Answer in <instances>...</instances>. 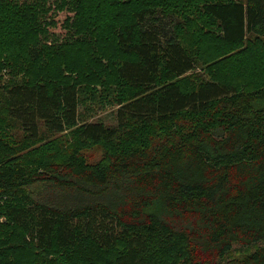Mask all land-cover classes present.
<instances>
[{
  "label": "trees",
  "instance_id": "16d2710c",
  "mask_svg": "<svg viewBox=\"0 0 264 264\" xmlns=\"http://www.w3.org/2000/svg\"><path fill=\"white\" fill-rule=\"evenodd\" d=\"M0 264H264V0H0Z\"/></svg>",
  "mask_w": 264,
  "mask_h": 264
},
{
  "label": "rangeland",
  "instance_id": "374dc122",
  "mask_svg": "<svg viewBox=\"0 0 264 264\" xmlns=\"http://www.w3.org/2000/svg\"><path fill=\"white\" fill-rule=\"evenodd\" d=\"M165 3V2H164ZM170 12L172 14V16L175 19V22H177L178 24V28L179 30H181L182 32L186 33V23H187V19L190 18V13H188V15L185 14L184 10L181 9H175L174 8V12L170 9ZM55 14V13H54ZM53 14V15H54ZM64 17L63 14L61 15H57L55 19H62ZM59 20V21H60ZM201 25L202 24V20H201ZM202 29V27L200 28ZM58 32V31H57ZM205 32H209V31H205ZM63 31L58 33V35H62ZM192 39H194L192 37ZM196 74H199L203 77V79H207L206 75L203 73V71L201 70V68H197V70L195 71ZM3 74V80H7L9 78L8 75H6V73H2ZM191 74V73H190ZM89 101V100H88ZM114 110L115 108H111L110 106H105L102 109L92 105L91 107V111H89V113L87 114L88 117L86 118L85 116L87 115H81L82 117H84L82 121H88V122H102L106 125H112L115 124V120H114ZM85 112V108L80 106V113H84ZM7 135L9 137L13 138H18V139H22V133L19 129L14 128V129H9L7 131ZM87 156H90V161L96 162L100 159L101 156V151L97 148L92 149L90 151H88Z\"/></svg>",
  "mask_w": 264,
  "mask_h": 264
}]
</instances>
